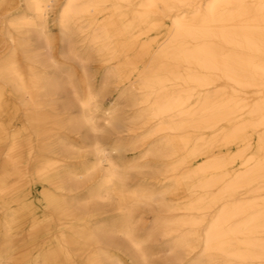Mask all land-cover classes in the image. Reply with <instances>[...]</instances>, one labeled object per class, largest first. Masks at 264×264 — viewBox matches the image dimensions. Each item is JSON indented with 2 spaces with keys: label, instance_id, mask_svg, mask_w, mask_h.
<instances>
[{
  "label": "bare ground",
  "instance_id": "bare-ground-1",
  "mask_svg": "<svg viewBox=\"0 0 264 264\" xmlns=\"http://www.w3.org/2000/svg\"><path fill=\"white\" fill-rule=\"evenodd\" d=\"M54 1L22 0L23 10L0 17V34L24 59V65L17 54L1 61L0 79L29 97L28 124L43 137L27 145L23 161L14 151L7 154L0 188L18 177L19 164L36 167L60 151L62 138L46 133L69 131L65 139L80 136L84 126L97 132L90 106L98 94L87 64L78 91L72 79L58 78L56 64L39 45L53 26L48 14ZM54 21L63 47L77 59L81 49L88 62L104 66L101 85L115 79L120 95L135 104L128 124L109 116L112 109L107 121L145 148L151 161L143 167L151 176L128 185L127 173L111 157L123 139L110 150L97 139L85 143L98 157L96 182L86 190L73 180L56 185L62 198L52 203L60 205L29 229L28 242L50 236L39 264H74L89 252L84 264H120L114 251L134 264H151L144 242L155 226L168 250L191 258L187 264H264V0H64ZM49 68L56 70L44 74ZM59 95L61 114H37L53 110ZM76 106L80 116L68 115ZM111 199L109 210L100 205ZM151 203L160 212L153 230L139 236L136 212ZM12 222L0 219V264L26 258H16L26 243ZM90 234L98 242L93 248L84 247Z\"/></svg>",
  "mask_w": 264,
  "mask_h": 264
},
{
  "label": "rangeland",
  "instance_id": "rangeland-1",
  "mask_svg": "<svg viewBox=\"0 0 264 264\" xmlns=\"http://www.w3.org/2000/svg\"><path fill=\"white\" fill-rule=\"evenodd\" d=\"M64 4V0H55L53 9L48 14L49 21L53 24L50 26V33L44 39H39L40 48H42L43 56L52 58L56 64L55 68H49L45 73L56 74L62 82H67L72 79V82L77 86L78 91H81L80 85L83 79V64L92 84L95 86L98 97L94 103L91 104L90 110L93 112L97 132L89 131L85 126L80 131V136L74 137L70 134L69 137L63 138V135L69 134V131L56 130L46 133L45 136H52L53 138H62L61 149L55 156L46 159L41 165L36 167L23 166L19 164L18 170L20 174L13 180L7 181L6 187L0 188V219L9 217L13 219L14 231L18 233V240L23 239L25 246L17 253L16 258L26 257L25 260L29 264H39L38 255L46 248L51 247L50 236L41 238L40 242L29 241V229L38 222H42V218L53 213L60 204H55L56 200L62 198L61 192L56 185L64 184L69 180L77 183V186L82 190H86L88 186H94L96 177L99 173L97 167L98 157L94 154L91 148H84V144L91 143L95 139L98 140V146L110 150V147L118 139H123L124 143L120 148L111 153V157L118 163L121 170L127 173L128 185L137 187L141 181L148 179L151 172L146 170L143 166L147 160L151 161L149 157H145V148L139 147L135 141L127 137L125 130L120 128L117 123L108 120L109 116H117L121 118L120 124H128L133 116L135 104L131 102L128 97H123L120 93L123 91L121 85L115 80L111 79L101 85V78L104 76L105 67L94 61H87L83 57L82 51L77 50L76 53L81 56L80 59L74 57V52H69L66 47H63L60 41V35L56 25L55 17L57 10ZM24 3L22 0H0V17L8 14L14 10H23ZM16 37L15 39H17ZM19 39V38H18ZM21 39V38H20ZM36 36L30 37V40L35 41ZM17 54L20 64H23L24 59L20 52L15 51L14 42L7 36L0 34V62L11 60ZM25 74L24 77H26ZM27 79V77H26ZM70 97L74 99L70 86L65 84ZM60 98V99H59ZM63 97L59 95L58 102L55 108H43L38 110L37 114L41 117H54L62 113L61 104ZM97 110H94V109ZM114 110L115 114H109L107 110ZM30 111V99L28 96H20L14 85H7L0 79V181L2 173L6 169L7 154L10 151L12 156L26 159L27 145L36 146L39 140H43L42 135H37L36 131L28 124L30 119L28 115ZM36 111V110H35ZM36 114V116H38ZM68 115L78 117L80 110L76 106L67 113ZM116 125V126H113ZM48 126L43 125L38 129L45 130ZM52 138V139H53ZM188 161V160H187ZM103 165V163H101ZM136 165L137 168L129 169L130 166ZM55 170V171H54ZM89 182V183H88ZM91 184V185H87ZM85 202L88 205L91 198L88 195L84 196ZM7 204H2V201ZM114 200L102 202L103 207L109 210L113 206ZM17 212V214H13ZM159 207L155 203L151 205H140L138 212H136V231L137 235L145 236L150 230H153V217L159 213ZM139 215V216H137ZM165 216V215H164ZM1 224V223H0ZM52 233L56 231V227L51 228ZM152 232V231H151ZM16 235V236H17ZM90 240H86L84 247L93 248V243H98L96 239H92V235L88 236ZM117 238V239H116ZM116 244L124 245V240L120 236H114ZM117 241V242H116ZM167 240L159 235L158 229L154 227V232L144 242V247L149 253L151 264H187L190 262L189 256L182 252V250L170 251L166 247ZM21 243V241H20ZM20 243H18L20 245ZM86 248V249H87ZM117 255V260L120 264H134L133 260L120 251H114ZM174 252V253H173ZM77 251L71 252L75 256ZM185 254V255H184ZM90 256L89 253H82L74 258V264H84L86 259ZM177 256V257H176ZM184 259V260H183ZM22 258L16 262L5 261V264H25ZM180 260V261H179ZM10 262V263H9Z\"/></svg>",
  "mask_w": 264,
  "mask_h": 264
}]
</instances>
